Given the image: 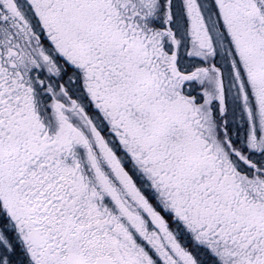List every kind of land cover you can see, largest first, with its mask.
Masks as SVG:
<instances>
[{"label": "snow or ice", "instance_id": "1", "mask_svg": "<svg viewBox=\"0 0 264 264\" xmlns=\"http://www.w3.org/2000/svg\"><path fill=\"white\" fill-rule=\"evenodd\" d=\"M0 264H264V0H0Z\"/></svg>", "mask_w": 264, "mask_h": 264}]
</instances>
